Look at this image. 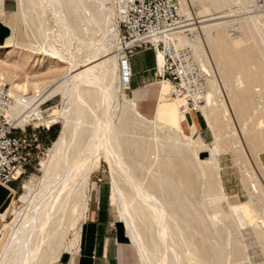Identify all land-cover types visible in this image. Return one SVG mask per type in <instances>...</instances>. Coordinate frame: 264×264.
<instances>
[{
	"label": "rangeland",
	"instance_id": "1",
	"mask_svg": "<svg viewBox=\"0 0 264 264\" xmlns=\"http://www.w3.org/2000/svg\"><path fill=\"white\" fill-rule=\"evenodd\" d=\"M52 1L51 3H49L48 0V4H46L47 6L45 5L47 8H42L40 0H27V6H25L26 8H24V13L20 7L19 0H14V10L7 16V19H5V15H0V27L3 30V34L0 39V64L4 65V67L9 71L13 70L18 72V76L10 78L8 77V75H5L4 77H0V81L4 82L5 84H7V86H10L12 88L14 96L15 91H17L18 94L24 97H33L38 92L42 93V91L46 87L56 82V80L60 79L61 76L70 69V66L68 64L65 65V63L61 62L60 60L52 59L50 53L54 49L55 40L56 42H62V40L65 39L66 36H68V30L66 28L60 27L61 25L57 20L59 19L57 15L60 16L64 11L62 15H67L68 21L70 23L71 21H74L75 18L70 15L71 13H69L67 7L64 4L67 2L66 0H62V4L64 5H60L57 0H54L55 2ZM84 1L85 3H89V5L85 4L87 5L88 9H92V11L96 13V16H100V13L104 10L102 5L104 0H102L101 3H99V0ZM3 2L2 0H0V7L2 8V10ZM207 3V0H181V20H183L184 22L191 19V22H189V24H192L193 26L191 28L195 29L192 35L196 36L198 33L200 39L204 37L202 40L204 41V45L206 46V48L205 46H203V48L204 50L207 49L205 51L208 54L209 58L211 57L210 61H212L213 64L212 65L210 62L211 67H209V70L212 69L213 72L215 71L214 73H216L219 78V84L225 78L224 82L221 83L222 85H219L221 88L219 86L217 88L221 92L218 90L215 91L210 87V84H208V92L215 94H213V100L211 99L210 102L206 100V104L203 106L205 107V109L208 108L209 110L206 109L205 111V109L202 107L203 111L201 110V112H203L202 115L204 116L210 130L208 127L205 128L202 135V133L200 132V134L194 132L191 126L190 133L188 131H184V125L182 126V128L173 126L170 119L166 124L162 126L164 127V130H161L159 128L157 129L149 124V121L151 119L155 118L154 120H156V116H148L146 113H144L143 110L140 109L138 103L136 104L133 100H131L136 105V107L140 109L141 116L146 121H144V125L147 126L143 125L144 131L142 130L138 133L136 132L132 134V132H130L129 134L128 132V134H126V137H129L130 140H135L140 142L141 144H144L145 153L143 154L144 151L140 153L142 157H140L139 159V162L141 164L137 163V170L139 171H137V181L140 185L146 187L148 190L150 189L152 192H158L157 189L151 188V182L152 180H154L157 173L161 172L163 168H166V165L169 163V160L166 161L168 158L173 161V165H175L177 169L178 167L184 169L188 173L187 176L189 175V177H191V179L187 182V191L191 192L193 194V197L189 196V201L193 203V205L198 207L201 212H203L206 218L205 220H207L208 218L206 216V212L203 209L204 206L207 207V210L210 212V214H213L215 212L213 208L216 204V206L222 207L220 209V213L218 214L221 221L215 220L217 221V223L219 221L218 226L220 228H217L223 230L225 241H231V244L236 246L240 254L237 250L234 251V255L233 253H224L223 259L219 264H245L247 260L251 261L252 264H264V248H262L264 246V170L260 164L261 161L259 160V158L261 157V159L263 158L264 161V37H259L262 35L261 30L259 32V29H261L263 25L262 22L264 23V13L257 10L256 0L251 2H247V0H225L223 7L220 9L214 7L209 8ZM78 5L79 7L81 6L78 3L76 5V8L78 7ZM79 7L77 10H80ZM105 7H107L108 9H112L111 11L115 14L113 15L112 13L113 16L110 20L104 21L103 18V20L98 19V22L96 24L93 23L92 27H90L89 30L86 28H81L78 30L77 25H75L76 23H78V21L75 24L73 23L74 27H76L77 30L76 32H74L75 41L72 40L71 44L70 42L68 43V46L61 47L63 54L69 56L70 51L74 47L78 52H82L85 49L84 52L86 53L87 45L92 42V40L96 43L95 46L93 45L95 49H99V45L104 44L105 47L107 46L106 48L111 49L110 53L116 52L115 49L112 50V47L109 43L111 42V37L115 34L119 35L120 31L118 17L116 16L117 11L115 1L107 0L105 2ZM30 13L32 14V16H29ZM46 15L52 16V18L47 21ZM255 15L259 18L256 17V19L255 17H253ZM260 16H262V20L260 19ZM255 19L257 21H255ZM76 20L78 19H75V21ZM251 20L256 24L258 22L261 26H255V24H253ZM53 25L59 26L60 29L59 33L57 32L58 34L55 33V27ZM203 27L205 29H210H207L206 31ZM222 31L224 34L222 33ZM210 32L212 33V37L214 36V39L209 35L205 39V36H207L205 34H209ZM10 40L12 41V44L9 46V48L3 46L4 42ZM73 42H75V44H72ZM214 42L217 44V46ZM148 49L152 50L151 48ZM148 49L138 50L133 56H136L141 51H145ZM213 51H215L214 54ZM218 51L220 53H218ZM216 52L218 54H216ZM156 53L157 51L154 52L155 59L157 57ZM123 55L124 54H121L120 56L122 57ZM133 56L127 57L128 59H130ZM109 57H112V55H110ZM126 69H128V67L125 64L122 65L120 67L119 79L117 81H113V85H115V95H113V98L115 102H118L117 107L114 106V101H109V103L107 99H105L106 101L104 102L103 97V100H101L100 95L102 91L99 92L98 89L100 88H98V86L91 88L85 87L81 92H79L80 90L77 92L85 93L86 91L88 92L89 90H91L93 94L97 96L94 101L89 100L88 108L86 105L84 106L86 107L88 114L90 113L88 115L90 118L89 121L91 123L93 122V125L96 127L102 126L100 130L104 128V125H101V123H99L100 121L98 120H101L102 123H104L105 119H107L108 114L112 116L113 125L115 127H118L121 118L120 116L125 106V98L127 100L133 98L132 93L130 94V88L126 89L127 87H130L126 79ZM219 69H222V71H220ZM107 70L109 71L108 68L104 69L103 72L101 70L99 72V75H101L103 78V74L104 76L107 75ZM237 71H239L240 73ZM157 72L158 71L155 69V74ZM220 72H223V75L227 77L230 75V78L228 77L227 80V78L222 76V73L220 74ZM221 77L224 78L222 79ZM106 79L107 78H105L104 83L108 86L109 79ZM252 79H254V81H252ZM241 80L244 81V83L242 82L243 85L241 83ZM18 83H20L21 85H25V87H18ZM159 83L161 82L156 79L155 84L151 88H157L158 86L161 87ZM225 86H227L228 88L231 86V88L229 89H231L232 91H229V89H227V87ZM236 87H238L239 89ZM243 87V90L245 91L242 90ZM224 88L228 90L229 93L228 91L224 92ZM237 89L239 90V92L236 91ZM240 89L242 91H240ZM100 90H102V88ZM247 91L250 92L248 93V95H250L247 98L248 102L242 100V103L239 102L241 104L238 103V105L235 106L237 103L235 101L236 97L240 95L241 92ZM232 92L235 95L232 94ZM222 94H224L225 96H222ZM214 95L217 96L215 97ZM233 95L234 97L233 99H231ZM249 97H251V100H249ZM43 100L44 99H42L41 102ZM223 100L226 103L225 105ZM227 100L230 102L228 103ZM212 101L214 102V106H211V103H213ZM233 101L235 103H233ZM106 102L109 104H105ZM45 103L47 104L44 106V108L48 109V117L46 120L49 122V124H56L55 127L59 128L60 135L64 122V114L66 115L68 112L64 110L66 104L63 101V96L61 94H58L49 101H43L40 106ZM230 103H232V105ZM220 104L221 106H219ZM239 105L243 106H241L242 109ZM170 106L172 108H177L179 112H182L180 110V105L172 100H170ZM219 107L224 109H221ZM232 108L236 111H234ZM226 109L229 111V114ZM204 111L206 114L204 113ZM217 111H220L221 114H219L220 112ZM215 114H217V118ZM232 114L234 117L231 116ZM240 114L243 115L241 116ZM219 116H223L221 117L223 121ZM237 116H239L238 119ZM232 118L233 120H231ZM218 119H220V121H218ZM187 123L188 122H186V124ZM213 123H216V132L218 131V128H220V126L222 128L221 130L219 129L217 134L219 132L221 133H219L218 135H220L221 137H219V141L220 147L223 149V153L221 154V156H219L217 164L210 161L212 150L216 146V143L214 144V142H216V138L214 139L216 134L212 129L213 126L215 127ZM232 123L235 124L232 125ZM225 124L229 127L231 126V128H228V126H226ZM224 125L226 127H224ZM88 127L89 129H91L89 131L92 134L93 126L90 125ZM145 127L150 128L145 129ZM28 130L32 129H27V132L24 133V135H22L21 131H16L15 134L17 136L28 137ZM102 134H104V131L100 132V135ZM204 135H207L209 140L204 141ZM173 138L178 139V144L181 143V146L176 144L177 141L172 140ZM55 141L46 144H40L38 142L35 143L32 148L30 165L28 166V173L25 178L21 182H19L21 190L16 196L14 203L12 204L11 212L7 219L8 223L6 224L5 229L0 233V264H64L65 258L74 253H72V250L74 251L78 248L87 204L89 203L88 207L90 208L93 204L97 203L98 200L100 201V203H104L105 205L109 204L111 206V214L116 219V223L120 233L123 235V237H125L124 235H127L125 239L130 241L128 236L129 230L121 219L120 203L118 201V196L116 193L117 191L114 185L112 169L106 159V153L105 151H103V148L100 149V152H95V150L89 152L92 154L93 152L95 153L92 155V158L91 154H88L89 157L87 156L89 160L91 158L92 165V170L91 173H89L90 175L88 176L87 181L84 182V179L80 177L78 179V182L80 184L83 183V185H80L79 183H72L63 191V193L61 191V195H65L66 192L72 190L73 188L76 189L73 190H75V198L77 200L73 199L69 201V208L67 207L68 209L66 211V215L62 217L59 213H56V205L54 204L56 203V199H53L52 202L54 203L53 205L51 204L49 208L45 207L47 199L49 197V189H45L47 182H44L47 181L44 179L46 175L45 167L50 163V151L52 150ZM179 146L181 150L179 149ZM234 146L240 147L241 153L235 152ZM242 148L245 149V153ZM170 149H173L174 151H171ZM176 149H179L181 152L178 153ZM169 152H171V156L167 154ZM182 152H184L185 155H183L184 153ZM173 153H175L176 156ZM130 154V150L129 152H123V161H125L126 163L130 162ZM175 157H177V159ZM164 158L166 162L163 161ZM242 163H244V166H247L248 164L246 168L249 167V172L247 171V169L243 168L244 166L242 165ZM185 164H187L186 166L188 167L184 166ZM159 165L164 167H159ZM211 167L214 170L211 169ZM116 169L118 170V167ZM115 176L118 186L122 190L124 189L123 192L126 194V197L128 195V199L131 197L129 200H134L135 203L133 202V205L137 206L139 202L141 203V200L138 201V199L140 198L136 196L137 193L131 187V184L126 181L125 176L120 173V170L116 171ZM209 185H212L213 187ZM26 187H31L34 192V201L31 205L23 204L20 199L25 193V190L27 189ZM209 189L211 191H209ZM206 191L210 193L212 192V197H207ZM223 193H225L226 198H222ZM135 196L138 197V199H136ZM114 197L116 199H114ZM218 198H221L223 200L220 201ZM153 199H156V196ZM216 200L219 201L217 202ZM33 205L36 206L33 207ZM84 205H86V207H84ZM26 206L28 208L25 209L24 207ZM29 207L31 209H29ZM147 210H149L151 214L155 215V223H153L152 226H149L148 228V225L150 223L149 221L146 220L143 222L142 220H139V222L141 223L142 221V225L145 226L141 227V225L140 227L144 230L145 240L150 250L146 258V264H195V258L193 256L194 251L192 248L194 246V243H191V245L193 246L190 247V244H188V240H185L187 239L185 235L187 234V231L184 230L185 225H182L184 223H181L176 219L179 223H181L179 224L180 228L177 225L176 227L173 226L174 229L172 226L169 227L170 230L176 231L172 233L171 231L165 232L169 233V235L167 234L169 238H165L167 240H163L159 238L158 233L160 230L165 229V225H163L162 223L165 221L164 218L166 217L167 220L168 217L164 216V221L163 219L162 221H158L156 219L157 215L154 210L149 207H147ZM20 211L23 214H21ZM20 216L23 219L18 226L19 235L23 231V225L26 222H33L34 224L32 233L29 234L27 238H24L27 240V243L25 244V246H23V248L22 241L24 240L21 241L19 235H16L17 237L15 240L6 239L4 236V234L6 235V230L8 229V227L12 225ZM218 216L216 215L214 218ZM36 217L38 220L36 219ZM169 221L170 219L165 221L164 224H167L166 222H172ZM144 223L147 224V226ZM202 223L201 224L203 226L200 224L199 229L203 230L202 227H210V223L208 220L205 222L202 221ZM257 231L261 232L262 236L257 234ZM180 232H186L184 233L185 239L183 238L184 235ZM170 233L171 237H178L175 242L173 241L174 243L170 240ZM198 237L199 236H196V240H199ZM217 241H219V239L216 240L214 239V237H211V242L216 243ZM32 254L36 256L30 258ZM207 263L212 264V258H208Z\"/></svg>",
	"mask_w": 264,
	"mask_h": 264
},
{
	"label": "bare ground",
	"instance_id": "2",
	"mask_svg": "<svg viewBox=\"0 0 264 264\" xmlns=\"http://www.w3.org/2000/svg\"><path fill=\"white\" fill-rule=\"evenodd\" d=\"M26 1L25 0H19L20 7H21V9L23 10L24 13H25L24 8H26L25 6H27L26 5ZM51 1L52 0H49V3H51ZM57 1L61 5L64 0L63 1L62 0H57ZM66 1H65L66 3H64V4L67 7L69 13H71L70 15L72 17H74L75 19H78V20L75 21V19H74L75 22L71 21V23H70L68 21V18H67L68 16L65 15V14L62 15L64 11L63 12L61 11L62 14L60 13L62 16L61 15L59 16V15L55 14L59 18L57 20H58L59 24L61 25L60 27L66 28L68 30V36H66V38L63 39L62 42L61 41L60 42H58V41L56 42V40H55L54 49L51 51L50 55L52 56V59L60 60L61 62L65 63V65L68 64L70 66V69L66 73H64L61 76L60 79L56 80V82H54V83L50 84L48 87H46L42 91V93L38 92L33 97H24V96L18 94L17 91H15L16 104L13 107V112L10 114L11 118L17 119L19 127H24L26 122H27V117L23 116V114H24V112H25V110H26V108L28 106L35 105V110H34L33 113L39 112V106H40V104L43 101H45V100L49 101V100L53 99L55 96H57L58 94H61L63 96V101L66 104V107H65L64 110H66L68 112H67L66 115L64 114V122H63L62 130L60 132V135H59L58 139L54 142L52 150L50 151V156H51L50 157V163H49V165H47L45 167L46 168V175H45L44 179L47 180V181H44V182H47L46 183L47 185H46L45 189H49V191H48L49 197L47 199L45 207L49 208V206H51V204L53 205V203H54V202H52L53 199H56V203H54L56 205V208L54 207L56 209V213H59L62 217H64L66 215V211L69 208L68 207V204L70 203L69 201L73 200V199L77 200L75 198V194H76L75 190L76 189L73 188L75 190L72 189V190L66 192L65 195H61V191L63 193V191L72 183H74V184L79 183L78 179L80 177L84 179V182L87 181V178L90 175L89 173H91V170H92L91 158H92V155L95 154L94 152H93V154L89 153V152H91L92 150H95V152L96 151L100 152V149L103 148V151H105V153H106V159L109 162V164L111 166V169H112L114 185H115V188H116V191H117L116 193H117V196H118V201L120 203L121 219H122V222L126 225V227L129 230V232H128L129 233V235H128L129 239L133 243V245L137 248V251L139 253L138 255H140V258L142 260L141 263L146 264V258L148 256V252L150 251L149 248H148V245L146 243V240H145L144 230L141 228V227L144 226V225H142V223L144 221H146V220L149 221L150 223L148 225V228H149V226H152L153 223H155V217H154L155 215L151 214L149 212V210H147V207H149L152 210H154V212L157 215L156 219L158 221H162L164 216L168 217L167 220L170 219L169 222L172 221L171 223L166 222L167 224H164V222L167 221V220H166V217L164 218L165 221L163 219L164 222L162 224L165 225V229L164 230H160L159 233H158L159 238H161L163 240L165 238H169L168 237L169 233H165V232L171 231V233H172V232L176 231V230H170L169 227H171V226L172 227L173 226L176 227V225H177L180 228L179 224L184 223L182 225H185V229L184 230L187 231V234H185L187 239H185V235H184V233H186V232H184V233L180 232V233L184 235V236L183 235L182 236H183V238L185 240H188V242H189L188 244H190L189 245L190 247L193 246V245H191V243H194V246L192 248H193V251H194V253H193L194 255L193 256L195 258V264H208L207 263V259L208 258H210V259L212 258V264H219V263H221V260L223 259V254L224 253H230V254L233 253V255H234V253H235L234 251L237 250L236 246L232 245L231 241H229V242L225 241L223 230L217 228V227H219L218 226L219 221H218V223H217V221H215V220H220L221 221V219L218 216V214L220 213V209L222 207L216 206L217 204L215 203L216 205L213 208V210L215 212L213 214H210V212L207 210V207L204 206L203 209L206 212V216L208 218L207 220L210 223V227L209 228L208 227H206V228L202 227L203 230L199 229L200 224L202 223V221L205 222L207 220H205L206 218H205L203 212H201V210H199L198 207H196L195 205H193V203H191L189 201V196L193 197V194L191 192L187 191V184H188L187 182L191 179V177H189V175L187 176V174H188L187 171H185L184 169L179 168V167H178V169H179L178 170L175 167V165H173V161L171 159L167 158L166 161L169 160L168 161L169 163L166 165V168H163L161 172L157 173V175H155L154 180H152V182H151V188L152 189H157L158 192L155 193V191L152 192L150 189L148 190L146 187L140 185L139 182L137 181V176H138V173H137V171H138L137 170V166L138 165H137V163H140L139 159H140V157H142L140 155V153H142L145 148H144V144L143 143L141 144L138 141L130 140L129 137L128 138L126 137V134H128V132H129V134H130V132H132V134H133V133H136V132L138 133L139 131H142V130L144 131L143 125L145 124L146 121H145V119H143V117L141 116V112L137 109L136 105L131 101V99L127 100L125 98V106H124V108L122 110V114L120 116L121 118H120V122H119V126L118 127H115L113 125L112 116H110L108 114V116L106 115L107 119H105V121L103 120L104 123H102L101 120H98V121H100L99 123H101V125L102 124L104 125V128L101 129L102 131H104V134L100 135V132H102L100 130V128H102V126L100 125L101 127H96V126L93 125V122L91 123L89 121L90 118H89L88 115L90 113L88 114V111H87V109H86V107L84 105H86L87 108H88L89 100L94 101L97 96L95 94H93V92L91 90H89L88 92L86 91L85 93H83V92L82 93H77V92L79 90H80L79 92H81L82 90H84L83 88H85V87L86 88H91V87H97L98 86V88H100V89L102 88V90L98 89L99 92L102 91V93L100 95L101 96V100H103L102 99V97H103L104 98V102L106 101L105 99H107L108 102L109 101H114L113 95H115L114 94L115 85H113V81H117L119 79V77H120L119 76L120 67L125 64L127 56L126 55H123L122 57L120 56L122 54V52H121V43H120V31H119V35L118 34L113 35L111 37L112 38L111 42H109L110 46L112 47V50H114V49L116 50V52H114V53H110L111 49L106 48L107 46L105 47V45L101 44V43H99V44H101V45H99V49H95L94 46H95L96 43L92 40V42H90L87 45L86 53L84 52L85 49L82 52L81 51L78 52L76 50V48L74 47L70 51L69 56L63 54V52L61 50V47L62 46H68L69 45L68 43L70 42V44H71L72 40L75 41V39H74L75 38V36H74L75 33L74 32H76L77 30H76V27H74L73 23L75 24L78 21V23L75 24V25H77V29L78 30L81 29V28L82 29L86 28V29L89 30L90 27H92L93 23L96 24L98 22V19H101V20L104 19V21H107V20H110L113 15H115L111 11L112 9H108L107 7H105V2L107 0H104L103 3H102L104 10L102 12L100 11L101 12L100 16L99 15L96 16V13L93 12L92 9L89 8L90 9L89 10L88 7H87V5H89V3H85L84 0H66ZM83 1H84V3H83ZM99 1L98 2L101 3L102 0H99ZM114 1H115L116 11H117V15L116 16L118 17V21H119L120 14H119V9H118V5H117V0H114ZM244 1H246V0H244ZM251 1H254V0H247V2H251ZM207 2H208L207 4H208L209 8L210 7H214V8H219L220 9V8L223 7V4L225 3V0H207ZM78 3L81 5L80 7L78 5L80 10H77L78 7L76 8V5ZM40 4H42L41 5L42 8L43 7L47 8L46 4H48V0H40ZM64 4H62V5H64ZM85 4H87V5H85ZM256 6H257V10H259L262 13H264L262 10L259 9L258 0H256ZM89 7H91V6H89ZM206 9H207V7H206ZM112 13H113V15H112ZM88 14H89V16H88ZM181 14H182V4H181ZM0 15H3L2 10H0ZM29 16H32V14L30 13ZM46 16H47L46 17L47 21L52 18V16H48V15H46ZM253 17L256 18L257 16L255 15ZM257 18H259V17H257ZM261 18H262V16H260V19ZM187 19H189V18H187ZM250 19H251V17H250ZM256 19H255V21H257ZM190 20L183 22V20H181V18H180V20L178 21L176 26L174 28H172L170 30V32H168V33H166L165 35H162V36L152 37V38H150V40L152 42L163 41L165 43H167L168 40H174L176 42V44L179 45L180 47H182V48L187 47V49H189L192 52V54L194 55L196 60L200 61L201 64L200 63L199 64L202 65L203 70L207 74V78H208V81H209L208 84H210V87L212 89H214L215 91H217L218 90L217 89L218 86L222 82H224V80H225L224 77H226L227 80H228V77L230 78V75L227 77V76L223 75L224 71L220 72V74L222 73L221 75L224 76L223 77L224 80L219 84V78H218L217 74L214 73L215 71L213 72L212 69L209 70V67H211L210 66V62L212 64V61H210L211 57L209 58L208 54L205 51L207 49L204 50V48H203V46H205L204 45V41L202 40L204 37L200 39V37L198 36V33H197L196 36L192 35L194 33L195 29L191 28L193 25L189 24V22H191ZM259 22H261V21H259ZM252 23L255 24V26L256 25H260L258 22L256 24V23H254L252 21ZM262 24L263 25H262L261 29H259V28L258 29H259V32L261 30V33H262L263 36L260 34L261 36H259V37H264V23L262 22ZM54 25H58V24H54ZM54 27H55V30H54L55 33H57V32L59 33V29H60L59 26H54ZM207 29H210V28H207ZM207 29H205V30L207 31ZM195 33H196V31H195ZM222 33H223V31H222ZM211 34H212L211 32L209 34H205V35H207V36H205V39H206V37H208V35L212 37ZM11 40L4 42L3 46L9 48V46L12 44ZM207 40H209V39H207ZM97 43H98V41H97ZM72 44H75V42H73ZM209 44H211V43H209ZM97 46H98V44H97ZM216 46H217V44H216ZM205 48H206V46H205ZM151 49L157 51V62H158L157 63L158 64L157 71L162 72L163 58H162L161 50L160 49H156V48L155 49L151 48ZM225 49H227V48H225ZM213 50H214V47H213ZM214 52L215 51H213V54H214ZM221 52H222V50H221ZM83 53H85V54H83ZM218 53H220V52L218 51ZM218 53L216 52V54H218ZM110 55H112V57H109ZM106 68H108L109 71L107 70L108 71L107 75L104 76V74H103V78H102V76L99 75L100 74L99 72L101 70L103 72L104 69H106ZM128 69L130 71L129 64H128ZM220 71H222V69ZM237 72H239V71H237ZM0 73H1L0 77H4L5 75H8V77H10V78H13L14 76H18V72L17 71H13V70L9 71L2 64H0ZM232 73H231V75H232ZM105 78L109 79V85H108L109 87L107 85H105V83H104ZM254 78H256V77H254ZM252 81H254V79H252ZM242 82L244 83V81L241 80V83ZM2 83H4V82H2ZM226 83H228V82H226ZM243 83H242V85H243ZM18 85H19L18 87H21V88L25 87V85H21L20 83H18ZM159 85H161V87H160V90H159V101H160L159 105L160 106L158 108V114H157L158 116L156 117V120H154L155 118L151 119L149 121L150 122L149 124H151L153 127L157 128V129L159 128L161 130H164V127H162V126L164 124H166L167 121L170 119L171 124L173 126H175V127H178V128L179 127L182 128V126L186 122H190V125L192 126L190 113L194 114L195 112H193V111H183L182 110V107L184 106V101L183 100L174 101V102H176V103H178L180 105V110L182 112H179L177 108H171L170 100L168 98V94L170 92V85L167 82H161V83H159ZM228 85H230V84H228ZM225 87H227V86H225ZM66 88H67V90H66ZM229 88H231V86ZM229 88L227 87V89H229ZM236 88H238V87H236ZM238 89L236 90L237 92H239ZM243 89H244V87L242 88V90ZM230 90L231 89H229V91ZM242 90L240 89V91H242ZM218 91H220V90H218ZM227 91L228 90L225 89L224 92H227ZM229 91H228V93H229ZM243 91H245V90H243ZM234 92H235V87H234ZM248 93H250V92L247 91V92H241V94L239 93L240 95L237 94L238 96L235 99V101L237 103H236V105L235 104L234 105L237 106L238 103L241 102L242 100L248 102L247 98H248V96H250V95H248ZM97 94H100V93H97ZM213 94H215V93H213ZM213 94L208 92V95H207V98H206V100L208 102H210V100L212 98H214ZM232 94H234V93L232 92ZM223 95L224 94H222V96ZM234 95L232 96L231 99H233ZM214 96L216 97L217 95H214ZM249 98H250L249 100H251V97H249ZM42 99H44V100L41 102ZM229 100H230V98H229ZM39 102H41V103H39ZM229 102L230 101H228V103ZM231 102H232V100H231ZM109 103L106 102L105 104H109ZM117 103H118L117 101L116 102L114 101V104H115L114 106L117 107V105H118ZM233 103H235V102L233 101ZM241 103H239V104H241ZM213 104H214V102L211 103V106ZM225 104L226 103L224 101V105ZM230 104L232 105V103H230ZM209 105H208V107H209ZM224 105H222V106H224ZM219 106H221V104ZM202 107H201V110L203 108L205 109V107H203V108ZM242 107H241V109H242ZM219 108H221V107H219ZM206 109H208V108H206ZM206 109H205V111H206ZM221 109H224V108H221ZM241 109H239V110H241ZM233 110H232V112H233ZM205 111H204V113H205ZM226 111H228V110L226 109ZM234 111H236V110H234ZM217 112H220V111H217ZM217 114H215V116ZM219 114H221V112ZM228 114H229V111H228ZM231 116L234 117L233 114ZM217 117L218 116H216V118ZM221 117H223V116H221ZM228 117H227V119H228ZM238 117L239 116H237V119H238ZM231 120H233V118ZM218 121H220V119H218ZM222 121H223V119H222ZM228 122H229V120H228ZM213 124L215 125L216 123H213ZM217 124H218V122H217ZM230 124H231V122H230ZM233 124H235V123H232V125ZM90 125L93 126V133L92 134L89 131L91 129H89V127H88ZM225 125H224V127L228 126V125H226V126ZM98 126H99V124H98ZM144 126H147V125H144ZM218 126H219V124H218ZM235 126H237V125H235ZM146 128H150V127H145V129ZM215 128H216V125H215V127L213 126V128H212L215 131V134H216V136L214 134V136H215L214 139L216 138V142H214V144L216 143L215 144L216 146L212 150V155H211L210 161L215 162L217 164L219 156H221V154L223 153V149L220 147V141H219L220 135H218L220 132L217 134L219 129L221 130L222 128L220 126V128H218L217 132H216ZM228 128H231V126L230 127L228 126ZM192 129L195 132L194 128H192ZM234 135H236V134H234ZM172 140L177 141L176 144H178V141H179L178 139L173 138ZM180 144H178V145H180ZM173 145H174V143H173ZM180 146H179V149L181 150ZM235 147L236 146H234L235 152H237V153L240 152L241 153L240 147H236V148ZM179 149H176L178 153L181 152ZM129 150L131 151L130 162L126 163L125 161H123V156H124L123 152H129ZM243 151L245 153V149H243ZM144 153H145V151L143 152V154ZM170 153L171 152H169L167 154L170 155ZM182 153H184V152H182ZM88 154H91L90 160L88 158L89 157ZM173 154L175 155V153H173ZM183 155H185V153ZM183 155H181V156H183ZM237 155H239V154H237ZM172 158H174V157H172ZM175 158L177 159V157H175ZM181 159H180V161H181ZM183 159H185V158H183ZM79 160H80V162H79ZM140 161H142V160H140ZM163 161H165V158H164ZM161 163H162V161H161ZM245 163H246V161H245ZM176 164H177V162H176ZM186 165L187 164H185L184 166H186ZM242 165L244 166V163H242ZM160 166L161 165H159V167ZM247 166H248V164H247ZM247 166H244L243 168L247 169V171L249 172V170H248L249 167L246 168ZM117 167H118V170L116 169ZM161 167H164V166H161ZM186 167H188V166H186ZM209 169H210V167H209ZM209 169H207V170H209ZM211 169H213V168L211 167ZM119 170H120V173H122V175L125 176L126 181L131 184V187L137 193L136 196H138L140 198V199H138V197L135 196L136 199H138V201L141 200V203L139 202L137 206L133 205L134 200L133 201L129 200L131 197L129 199L127 198L128 195L126 197V194L123 192L124 189L122 190L118 186V184L116 182V176L115 175H116V171H119ZM159 170H160V168H159ZM248 172H246V173H248ZM205 173H207V172H205ZM253 178H251V179H253ZM48 183H49V185H48ZM80 185H83V183L80 184ZM0 186H3V185H0ZM32 186H33V184H32ZM209 186L213 187L212 185H209ZM149 188H150V186H149ZM210 189H209V191L212 190V189L211 190ZM211 193L207 192L206 193L207 197H212ZM223 194H222V198H226L225 193H223ZM73 196H74V198H73ZM155 196H156V199H153ZM84 197H85V195H84ZM20 199H21V202L23 204H26V205L33 204V201H34L33 189H31V187L27 188L25 190V193L22 195V197ZM114 199H116V198L114 197ZM219 200L221 201L223 199L220 198ZM224 202H225V199H224ZM35 206L33 205V207H35ZM221 206H223V205H221ZM84 207H86V205H84ZM24 208L26 209L28 207L26 206ZM74 208H75V206H74ZM29 209H31V208L29 207ZM21 214H23V213L21 212ZM216 215L218 217L214 218ZM21 216L18 217V219L16 218L17 220L12 225H10L8 227V229L6 230V235L4 234L6 239L15 240L16 237H17L16 235H19L18 234V226L20 225V223H21V221L23 219ZM36 219H37V217H36ZM176 219L178 221H180L181 223H179ZM139 220H142L143 222L141 221V223H140ZM187 220L190 221V222H188ZM145 225L147 226V224H145ZM183 228H184V226H183ZM33 229H34L33 222L32 223L26 222L23 225V231L19 235V238L21 239V241L24 240V241H22V248L27 243V240L24 239V238L25 237L27 238V236L32 233ZM173 229H174V227H173ZM171 233H170V238H171L170 240L172 242L173 241L175 242L178 237L177 238H175V236L171 237ZM257 234L262 236V233L259 232V231H257ZM196 236H199L198 237L199 240H196ZM43 237H44V234H43ZM211 237H214V239H216V240L219 239V241H217L216 243L211 242ZM165 240H167V239H165ZM219 242H222V243H219ZM174 246H176V245H174ZM262 248H264V246ZM31 252H32V249H31ZM238 253H239V251H238ZM153 255H155V254H153ZM34 256H36V255L32 254L30 256V258H33ZM167 264H170V263H167ZM245 264H252V263H251V261L247 260L245 262Z\"/></svg>",
	"mask_w": 264,
	"mask_h": 264
},
{
	"label": "built area",
	"instance_id": "3",
	"mask_svg": "<svg viewBox=\"0 0 264 264\" xmlns=\"http://www.w3.org/2000/svg\"><path fill=\"white\" fill-rule=\"evenodd\" d=\"M258 4L264 12V0H258ZM117 5L122 54L133 56L138 50L160 49L162 72L158 71L155 77L170 85L168 98L183 100V111L202 114L201 107L206 103L209 87L207 75L192 52L174 40L167 43L150 40L165 35L176 26L181 18V0H117ZM15 104L12 88L0 81V185L3 186L25 178L36 143L34 136H17L15 132L25 133L30 128L49 131L56 125L46 120L48 109L44 108L45 103L35 113V105L28 106L23 114L27 122L24 127H19L17 119L10 117Z\"/></svg>",
	"mask_w": 264,
	"mask_h": 264
},
{
	"label": "crops",
	"instance_id": "4",
	"mask_svg": "<svg viewBox=\"0 0 264 264\" xmlns=\"http://www.w3.org/2000/svg\"><path fill=\"white\" fill-rule=\"evenodd\" d=\"M14 5V0H4L3 10L0 8L3 15H5V19L13 12ZM2 31L0 27V39L3 34ZM154 52L156 51L148 49L141 51L130 59L127 57L125 65L128 67L129 64L130 71L126 69L125 73H127L126 79L130 86L126 89L130 88V94L132 93L133 95L131 100L136 104L138 103L140 109L148 116L157 117L160 106V86L151 88L156 80L155 69H158L157 57L155 59ZM140 109L138 110L140 111ZM190 117L192 128H194L195 132H200L203 135L204 129L208 127L204 116L201 113H190ZM184 131L191 133L190 122L184 124ZM28 132L29 136H34L36 143L39 142L40 144L53 142L56 133L54 128L49 131L28 130ZM205 140H209L207 135H204ZM259 160L264 170L263 158L261 159L260 157ZM20 190L19 182L9 186H0V233L8 223L7 219L11 212L12 204ZM88 206L89 203L85 211L78 248L74 251L72 250V253H74L65 258L64 264H143L136 247L131 241L125 239L127 235L123 237L120 233L116 219L111 214V206L100 203L99 200L90 208Z\"/></svg>",
	"mask_w": 264,
	"mask_h": 264
},
{
	"label": "trees",
	"instance_id": "5",
	"mask_svg": "<svg viewBox=\"0 0 264 264\" xmlns=\"http://www.w3.org/2000/svg\"><path fill=\"white\" fill-rule=\"evenodd\" d=\"M54 129H55V135H54V140L53 141H55L56 139H57V137H58V135H59V128L58 127H53Z\"/></svg>",
	"mask_w": 264,
	"mask_h": 264
}]
</instances>
